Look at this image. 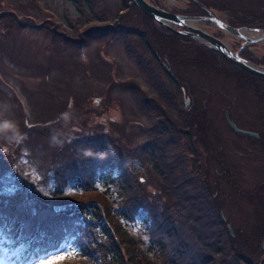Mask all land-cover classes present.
Listing matches in <instances>:
<instances>
[{"label":"rangeland","instance_id":"rangeland-1","mask_svg":"<svg viewBox=\"0 0 264 264\" xmlns=\"http://www.w3.org/2000/svg\"><path fill=\"white\" fill-rule=\"evenodd\" d=\"M125 1L0 0V204L19 207L32 215L40 207L58 209L59 198L49 202L54 205H42L62 182L63 195L91 207V200L104 198L99 194L102 189H86L78 194L72 185L66 186L69 181L64 182L68 180L64 172L76 167L74 160L85 163L88 168L82 167L80 176L87 180L96 162L116 155L127 167L131 182L136 180V190L147 203L134 204L128 224L120 222L126 236L135 242L122 251L123 262L148 264L159 253L148 251L146 244L151 234H156L157 219L162 220L171 209L173 212L174 203L165 190L167 181L152 166L148 151L154 143L168 154L162 163L178 164L185 171L192 169V160L200 163L234 243L242 253L255 250L256 236L264 222V189L257 191V185L264 181V142L235 133L226 117L259 137L264 130V99L258 93L262 87L249 83L243 86L234 76L236 72H225L229 66L218 62L212 53L197 50L188 37H169L161 24L146 17L132 2L124 6ZM148 1L179 15L193 8L189 0ZM200 1L207 14L228 25L241 15L253 21L264 15V0ZM193 26L219 38L233 52L246 49L254 60L264 62V40L245 45L244 39L207 22H193ZM126 29L146 33L156 52L167 48L171 53L167 69L152 60L160 77L149 78L135 59L131 49L151 60L139 36L121 33ZM170 55L166 56L168 60ZM193 58L200 64L185 61ZM206 60H211V67ZM169 73L176 81L169 78ZM147 98L153 106L164 107L162 111L174 123L164 143H160L159 135L149 132L152 120L160 118L154 116L160 110L145 107L151 104L149 99L145 102ZM196 112L205 118L202 137L193 135ZM185 129L190 139L184 135ZM85 142L86 146H80ZM230 165L233 176L227 181L223 170ZM179 213V230L183 240L188 241L191 228L186 218L189 220L190 215ZM115 222L114 218L109 224L103 220L96 231L114 236ZM200 225L191 223L195 231ZM190 243H185L186 247L204 246L193 240ZM72 245H63L61 250L25 264H45L57 256L66 258L54 264L103 263L84 259ZM10 251L0 246V264H17L13 261L16 253ZM256 253L257 260L264 258V240ZM169 260L161 261L167 264Z\"/></svg>","mask_w":264,"mask_h":264},{"label":"trees","instance_id":"trees-1","mask_svg":"<svg viewBox=\"0 0 264 264\" xmlns=\"http://www.w3.org/2000/svg\"><path fill=\"white\" fill-rule=\"evenodd\" d=\"M189 1L193 8H190V13L185 12V15L201 16L206 14L202 1ZM127 2H132L135 6L132 0H126L124 6H128ZM181 14L184 15V13ZM241 16V18L234 17V20L230 22V25L232 27L246 26L249 28L264 30V15L256 16L254 21L250 20L247 16ZM160 26L169 37L171 36L174 39H187L186 37L173 34L162 25ZM121 33H125L126 36L128 34H135L140 37V42L142 43L144 50L150 54L151 60L147 59L140 51L137 52V54L134 53L133 49L130 51L134 54L133 56L138 63L142 65V68H145L147 71L146 74L149 78L151 75L152 78L160 77L159 72L157 73L158 68L152 63V60L157 62L159 66L161 65V69H167L168 66H170V61L173 58V56L170 55L171 53L166 51L167 48L162 49V53L156 52L146 33L139 31L133 32L129 29H126L124 32L122 31ZM187 40H189L191 44H196L195 48L197 50H204L210 54L212 53L218 62L223 61L226 66L228 65L229 68L227 67L226 70L222 69L225 72H236V75L234 74V76H236L243 86L254 85L262 87L263 94L262 88L259 89L258 93H260L264 99V86H262V84L264 85V78L259 76L256 77L251 73L240 69L237 65L229 59L222 57L215 50L207 49L204 45L202 46L199 43L194 42L195 40L193 41V39L192 41L191 39ZM124 42L127 44V40ZM245 50L246 49H242L239 51L240 57L249 60L256 65H264V62L254 60L252 56L245 53ZM168 55H170V60L166 58ZM192 60V62L188 60L185 61L190 64H200L198 59L193 58ZM210 61L211 60H206L205 62L211 67ZM213 64L215 65V63ZM167 75L171 80H175L173 74L171 75L169 73ZM148 99L151 103V98H147L145 102H147ZM147 105L148 106L145 107L160 110V113L158 112L154 115L160 118L152 120L153 123L150 126L149 132H154L156 135H159L161 138L160 143H164L167 137L170 136V133L172 132L171 130H174V123L166 114H164L165 112L162 111V108L164 107H155L152 103ZM195 117L194 124L192 125H194L193 128L196 133L193 135L197 134L201 136L204 134V114L196 112ZM198 126H202V128L199 127L196 129ZM176 131L180 130L176 128ZM262 131L257 138L244 136L263 144L264 130ZM183 132L185 133L184 135H188L187 137H189V139L191 138L186 129L183 130ZM204 139H206V137H204ZM158 141L159 140L157 139V143ZM88 142H85V144L83 143L80 146L84 147ZM202 144L204 145L205 142L202 141ZM151 146L154 147L148 151V154L150 160H152V166L160 172L164 181H167L165 190L170 193L167 195H171L174 200L171 208H173V212L175 211L177 215L174 212L175 215L172 217V214L174 213L171 209V211H167V214L162 220L159 221L157 219L155 224L157 225L156 234L155 236L151 234V239L148 240L146 247L148 251H156L157 254H159L148 264H163L161 261L162 258H170V263L167 264H207L208 262L209 264H259V262L264 264V258L262 260H257L256 257V251L261 248V244L264 240V222L261 223L262 231L256 236L257 245L255 250L242 253L241 247L234 243L231 232H229L226 222L221 217V211H219L218 203L216 202V195H214V191L209 185L208 180L206 179V173L202 169L200 163L192 160V163L190 164L192 169L185 171L178 164L173 166L166 162L162 163L161 161H165L168 157L165 149H163L164 147L159 148L158 145L154 143L151 144ZM190 150L195 152L192 146L190 147ZM191 155L193 154L191 153ZM72 164L76 167H72V169L65 170L64 172L68 178V180L66 179L64 182H70H68L66 186L72 185V188H74L73 190L78 194H83V191L86 189L99 188L100 190L102 189L99 194L104 198L101 201L91 200L92 203L94 202L91 207H88L86 203L84 204L73 200L70 201V196L63 195L65 191L62 182H59L56 189L52 192V196L48 199L46 197L43 199L45 202L42 205H54L52 204L54 202H49L59 198L61 201L59 205L56 206L58 209L52 207L51 210L49 208L46 209L42 207V209L40 207L37 208V211L32 215L33 213H26L19 207H13L6 203H4V205L0 204V246L5 249V251L11 250L10 252L16 253L14 254L16 257L13 258L15 263L18 264L23 262L25 264L31 260L39 259V257L43 255H48L50 251H59L63 245L69 246L73 244L72 246H74L86 260L93 262L98 259L103 262L102 264H124L122 251H126L127 247L135 242L133 238V241H131L129 237L126 236V232H124L123 228L120 226V222L128 224L127 220L130 218L128 213L132 210L134 204L140 206L147 204L144 200V196H141L136 190V180L131 182L127 167L121 163L116 155L112 156L108 161L104 160L100 163L96 162L93 167L94 173H90L87 180H84L85 178L82 179L83 176H80V172L83 170L82 167L88 168V165L76 160L72 161ZM73 169L75 170L73 171ZM223 174L225 175L224 177L227 178V181H231V176H233L232 166L230 165V168L226 167V169L223 170ZM60 178L62 177L60 176ZM60 178H58V180ZM257 187L259 188L257 191L263 190L264 181L261 185L259 183ZM96 194L99 195L98 193ZM249 198H251V196H249ZM108 199H111L112 203H110ZM181 211H183L187 217L190 215L189 220L186 218V221L190 223L189 227L191 228L190 234L188 235L189 242L183 240L184 234L179 230L178 222L180 221V217H178V214H180L179 212ZM113 218L114 221H116L114 223V236H112L111 233L104 234L100 230L96 231V229L102 225L103 220L107 221L109 224L113 222ZM194 222L201 224L200 229L197 231L191 226V223ZM165 223L173 224V226L166 227L168 224L166 225ZM201 237L205 238L206 241L201 240ZM192 240L197 244L199 243L204 246H201L200 248L198 246V249L193 247L197 245L186 247L187 245L185 243L190 245V241ZM138 250L140 251V249ZM260 252L261 255H263L262 249ZM185 253H194L195 256H186Z\"/></svg>","mask_w":264,"mask_h":264},{"label":"water","instance_id":"water-1","mask_svg":"<svg viewBox=\"0 0 264 264\" xmlns=\"http://www.w3.org/2000/svg\"><path fill=\"white\" fill-rule=\"evenodd\" d=\"M135 6L140 9L146 16L150 19L155 21L158 24H161L167 30L171 31L173 34L178 36L188 37L190 39H195L199 41L200 44H204L207 48L211 50H215L218 54L222 57L229 59L235 65H237L240 69H243L246 72L251 73L256 77L264 78V66L263 65H256L244 58L239 56L238 51L233 52L230 48L227 47L225 43H223L219 38L211 36L203 29L197 28L193 26V22H207L211 25H215L222 30L227 31L228 33L232 34L233 36L240 37L245 40V45L247 43H256L257 41L264 40V31L262 30H254V29H247V28H238V27H231L226 22L220 20L217 16L214 15H201V16H186L182 14H176L173 12H168L163 8L156 7L151 4L148 0H132ZM250 30L253 32L260 31L262 35L258 36L257 38H249L244 37L242 35V31ZM228 124L232 127V129L237 134H242L245 136H252L258 137L253 131H246L241 128H238L236 124L230 118L226 117Z\"/></svg>","mask_w":264,"mask_h":264},{"label":"bare ground","instance_id":"bare-ground-1","mask_svg":"<svg viewBox=\"0 0 264 264\" xmlns=\"http://www.w3.org/2000/svg\"><path fill=\"white\" fill-rule=\"evenodd\" d=\"M242 35L244 37L257 38V35L255 33H253L252 31H248V30H245V31L243 30Z\"/></svg>","mask_w":264,"mask_h":264},{"label":"snow or ice","instance_id":"snow-or-ice-1","mask_svg":"<svg viewBox=\"0 0 264 264\" xmlns=\"http://www.w3.org/2000/svg\"><path fill=\"white\" fill-rule=\"evenodd\" d=\"M75 254H76L75 252L72 253V255H75ZM64 258H66V257H64V256H57V257H54L53 260L46 261L45 264H54V261L55 260L64 259Z\"/></svg>","mask_w":264,"mask_h":264}]
</instances>
